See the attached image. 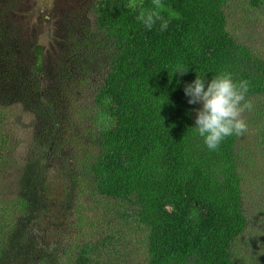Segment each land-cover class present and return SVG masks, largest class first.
<instances>
[{"label":"trees","instance_id":"obj_1","mask_svg":"<svg viewBox=\"0 0 264 264\" xmlns=\"http://www.w3.org/2000/svg\"><path fill=\"white\" fill-rule=\"evenodd\" d=\"M15 7L0 0V264H264L247 234L264 159L244 152H264V0H81L57 59ZM221 72L253 108L211 151L183 89Z\"/></svg>","mask_w":264,"mask_h":264},{"label":"clouds","instance_id":"obj_2","mask_svg":"<svg viewBox=\"0 0 264 264\" xmlns=\"http://www.w3.org/2000/svg\"><path fill=\"white\" fill-rule=\"evenodd\" d=\"M154 3L160 6V0H154ZM140 19L146 27L151 28L160 17L154 11L142 12ZM161 27L166 28V23ZM187 71L188 68L177 67L174 73L184 75ZM249 86L248 80L236 81L230 72H221L210 80L205 75H196L191 83L184 86L187 102L200 105L196 109L193 128L209 150L215 151L225 138L242 136L247 131L243 114L253 108L252 101L247 98Z\"/></svg>","mask_w":264,"mask_h":264},{"label":"rangeland","instance_id":"obj_3","mask_svg":"<svg viewBox=\"0 0 264 264\" xmlns=\"http://www.w3.org/2000/svg\"><path fill=\"white\" fill-rule=\"evenodd\" d=\"M81 0H15V12L17 15L21 16V18H17V23H20V27L22 28V32L27 43H29L31 36L38 39V42L42 44L43 49H49L54 53L55 59L58 56V49L56 47L57 39L59 38V34H61V26L63 24L64 19L66 18L67 13L70 10H74L78 8V2ZM91 0H84L83 3L90 2ZM72 4V5H71ZM70 7H74L73 9H69ZM238 13H234L232 17L234 20L238 18ZM252 35H255L256 41L253 44V48L264 50V23L261 25L251 27L249 29ZM31 47V43H29ZM55 45V48L53 46ZM51 54L45 52L44 56H42V63L47 64V60L51 59ZM47 59V60H46ZM245 112L243 116H246ZM247 119V117H245ZM247 131L245 133H249L250 124L247 123ZM248 143V142H247ZM246 143V144H247ZM251 144V142H249ZM245 156L249 160H258L264 159V152H260L259 150L252 149L249 150L246 146ZM250 189L252 193L251 199L249 201V212L258 216L257 222H255L256 227L252 224L248 231H252L250 234V238H257L256 241L252 242V246L255 250H259L264 252V239L258 233V228L260 226L264 227V221L262 220L260 206L263 204L262 208L264 209V187L255 186L254 184H250ZM255 201V202H254ZM264 235V228H263ZM75 237V236H74ZM73 237V238H74ZM249 242V239L244 238L241 244V248L247 246L245 241Z\"/></svg>","mask_w":264,"mask_h":264},{"label":"flooded vegetation","instance_id":"obj_4","mask_svg":"<svg viewBox=\"0 0 264 264\" xmlns=\"http://www.w3.org/2000/svg\"><path fill=\"white\" fill-rule=\"evenodd\" d=\"M79 1V0H78ZM84 2V0H82ZM72 5V4H71ZM74 8V7H73ZM72 7H70L69 9H73Z\"/></svg>","mask_w":264,"mask_h":264}]
</instances>
